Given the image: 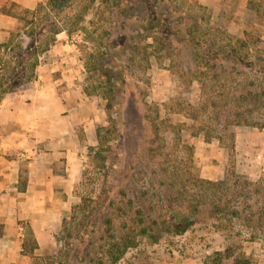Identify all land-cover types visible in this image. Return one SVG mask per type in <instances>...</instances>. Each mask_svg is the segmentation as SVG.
Returning <instances> with one entry per match:
<instances>
[{
  "label": "rangeland",
  "instance_id": "374dc122",
  "mask_svg": "<svg viewBox=\"0 0 264 264\" xmlns=\"http://www.w3.org/2000/svg\"><path fill=\"white\" fill-rule=\"evenodd\" d=\"M90 1L74 0L63 11L51 14L64 18L61 27H70L72 14L89 5L80 24L91 34L81 31L69 39L65 31L59 32L56 42L38 54L39 61L48 60L55 54L50 51L53 45H64L66 40L71 43L56 51L57 56L69 60V74L59 83V90L64 96L68 92V105L79 101L78 110L66 108L64 113L81 123L73 125L79 139L73 188L69 198L62 189L58 193H62V206L65 203L68 208L62 207V216H69L70 205L81 196L98 198L107 157L115 165L122 158V166H132L134 178H129L126 187L131 191L143 189L139 200L144 202L155 200L158 192L164 193L157 186L156 177L173 185V190L185 183L190 193L195 189L185 178L191 174L211 180L227 176L231 195L241 189L235 175L260 180L264 187V127L246 123L223 127L215 121L209 101L211 97L219 100L223 80L219 83L212 78L200 79L199 73L191 69L189 47L182 45L178 50L171 42L169 48H160L164 38L138 29L134 22L145 15L140 0L121 2L122 13L117 14L124 20L122 26L114 14L116 8L109 10L110 2ZM162 4L174 15H180L185 28L195 29V35L204 42H228L230 38L222 30L232 36L246 31L256 38L249 54L264 50V0H164ZM16 11L24 13L23 8L17 7ZM47 12L42 10L27 18H33L31 27L44 32H37V46H43L50 35ZM16 20L18 24L12 28L7 46L0 47V76H14L21 70L24 75L18 80L23 81L31 71L34 55L25 67L16 65L17 55L25 52L29 40L23 22ZM129 25L132 41L128 37L115 38L121 27L127 32ZM109 45L113 46L110 51ZM116 50L120 56L112 54ZM243 80L238 77V83ZM247 193L258 206L264 201L263 190ZM116 214V227L110 231L114 235L122 221ZM226 248L234 254L245 253L255 264H264V222L251 225L229 215L197 220L185 232L164 234L156 243L141 239L117 264H204L214 251Z\"/></svg>",
  "mask_w": 264,
  "mask_h": 264
},
{
  "label": "trees",
  "instance_id": "16d2710c",
  "mask_svg": "<svg viewBox=\"0 0 264 264\" xmlns=\"http://www.w3.org/2000/svg\"><path fill=\"white\" fill-rule=\"evenodd\" d=\"M73 1L39 2L33 9L25 8L23 14L13 10L15 5L13 2L9 7L1 9L2 12L21 19L29 37L25 52L16 57V65L25 67L31 55H34V61L30 64V73L23 81L18 80L24 75L21 70L14 76H0V97L6 91L21 89L35 78L34 69L38 63V54L56 42V35L59 32L65 31L69 39L81 31H86L88 36L91 34L92 31L80 24L89 5L72 14L70 27H61L60 23L64 18L57 19L51 14V11L57 13L63 11ZM123 1L100 0L101 3L110 2L109 10L113 11L116 8L114 14L120 15ZM140 1L144 5L145 15L141 21L134 22L138 29H143L146 33H155L156 38L157 36L164 38V41L160 42L162 43L160 48H169L171 42H175L178 50L182 45L189 47L192 58L191 69L199 73L197 76L200 79L212 78L219 83L221 79L223 80L221 83L223 92L218 94L219 100L211 97L209 101L215 121L225 125L223 127L237 123L264 127V50L256 55H250L248 52L250 45L256 44V38L246 31L241 35L232 36L222 30V34L229 36L228 42L221 43L214 40L204 42L195 35V29L185 28L180 15H174L170 8L168 10L163 6L164 0ZM90 3L93 4L94 0ZM42 10H47L49 14L47 19H50V28L47 31L50 35L43 46H37L35 44L37 32L40 35L44 32L42 28L37 30L35 26L31 27L33 18L31 20L27 18L39 15ZM118 14L116 17L119 18L122 26L124 20ZM126 30L121 27L119 36L115 38L128 37L132 41L131 26L129 25L127 32ZM12 33L11 31L9 39ZM106 35L109 36L107 33ZM7 44V42L0 43V47ZM112 49L111 45L107 47L108 51ZM29 50L32 52L29 53ZM112 54L120 56L119 50ZM238 77L244 80L238 83ZM106 107L108 111L111 110L109 104ZM109 116L111 117L110 112ZM96 132L99 133V128ZM107 161V164H104V184L98 198L81 196L71 205L69 216L62 218L61 234L56 237L58 246L53 253L35 254L37 242L31 228L26 225L21 252L30 257L31 264H117L128 249L136 247L141 239L146 238L149 242L156 243L164 234L177 235L185 232L197 220L229 215L251 225L264 222V201L259 202L258 206L257 201L247 195L251 190H263L264 194L260 180L252 181L241 175H235L239 178L237 181H240L241 189L232 196L227 176L211 180L191 174L185 179L195 189L192 193L188 192L185 183L173 190V185L165 184L163 178L156 177V184L164 193L158 192L155 200L144 202L139 200L143 195V189L131 191L126 187L129 178H134L132 166H122V158L117 160L120 165L118 163L115 165V162L108 157ZM116 213L120 214L122 221L119 223L120 230L114 235L110 231L116 227L115 220L118 216ZM204 264L255 263L245 253L234 254L232 250L226 248L223 251H214L205 259Z\"/></svg>",
  "mask_w": 264,
  "mask_h": 264
},
{
  "label": "crops",
  "instance_id": "0c3cea01",
  "mask_svg": "<svg viewBox=\"0 0 264 264\" xmlns=\"http://www.w3.org/2000/svg\"><path fill=\"white\" fill-rule=\"evenodd\" d=\"M46 1L0 0V43L8 41L18 24L2 8L13 2L14 11L33 9ZM69 44L66 40L64 45H53L50 51L55 54L38 60L33 80L0 97V264H31L21 252L26 225L37 242L35 254L53 253L58 246L56 233L65 216L62 207L68 209L65 203L62 206L61 196L70 197L79 163V139L73 125L80 122L64 113L66 108L78 110L79 101L68 105V92L64 96L59 90L69 74V60L56 51Z\"/></svg>",
  "mask_w": 264,
  "mask_h": 264
}]
</instances>
